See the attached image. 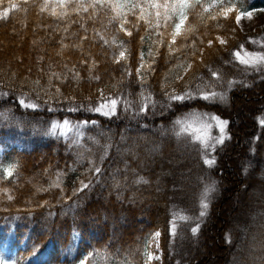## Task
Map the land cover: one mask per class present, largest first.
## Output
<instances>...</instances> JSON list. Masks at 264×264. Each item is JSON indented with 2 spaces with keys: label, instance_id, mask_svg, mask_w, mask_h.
<instances>
[{
  "label": "trees",
  "instance_id": "obj_1",
  "mask_svg": "<svg viewBox=\"0 0 264 264\" xmlns=\"http://www.w3.org/2000/svg\"><path fill=\"white\" fill-rule=\"evenodd\" d=\"M79 2L0 0V259L264 264V66L234 55L264 51L253 42L264 25L236 22L264 0H199L174 43L178 17L157 26L165 10L148 5L176 0H119L138 5L119 10L125 30L109 3L83 0L85 11ZM104 95L117 100L115 114L90 111ZM191 111L227 121L211 166L176 128ZM63 120L85 124L79 138L47 134ZM156 246L160 258L147 260Z\"/></svg>",
  "mask_w": 264,
  "mask_h": 264
},
{
  "label": "snow or ice",
  "instance_id": "obj_2",
  "mask_svg": "<svg viewBox=\"0 0 264 264\" xmlns=\"http://www.w3.org/2000/svg\"><path fill=\"white\" fill-rule=\"evenodd\" d=\"M199 0H195V2H189V0H176V2L174 3H165L163 5L160 4H149L148 7H155L157 9L163 8L165 11L163 13V16L161 14V12L158 10L156 12V17H157V26H159V21L161 18H163L165 26H170L169 25V21L171 20L172 16H176L178 17V20L176 22H174L171 26L173 27V31L171 32V38H172V43L175 42V39L178 35L181 34V30H182V26L185 24V21L187 20V13L186 10L189 8H194L196 6V3H198ZM104 3H109V6L113 9L117 11V15L112 17L113 20L119 19L121 21V30H125L124 29V24L127 23L126 18L121 15V12L119 11L120 9H123L124 7H129L130 10L135 9L136 7H138V5L136 4H132V5H127V4H123L120 3L119 0H93L92 3H90L88 5V7H91L93 9L96 8V5L99 4L101 6H103ZM64 6L63 0H61V7ZM11 7H15L14 5ZM77 8H83L85 11H87V8H85V5L83 3V0H80L79 3L76 4ZM227 11H232V9H227L225 11V16L227 15ZM141 12H143V8H141ZM53 14L55 15V13L53 12ZM247 15L249 18H251V12L245 10L244 12H241L240 14H238L236 16V22L239 23L241 16L243 15ZM8 15V9H5L3 12H0V17H7ZM139 19H143V15H141L140 17H138ZM213 19H215V17H212ZM128 35H131V32L129 31L127 33ZM220 39V38H218ZM256 42V41H253ZM212 42L209 41V44H211ZM220 43L221 44H225L226 40L224 39H220ZM171 50V47H170ZM235 58L238 59L240 61V63L245 64V65H252V66H257V65H264V55L261 54H257V53H249L246 52L244 54V56H241V53L239 51H237L235 54ZM125 57V52L124 51H120L119 53V58H124ZM118 58V59H119ZM213 76H216L217 73L216 72H212ZM98 79V77H97ZM217 96L216 93H212L211 95L205 94L203 96L204 99H210V98H215ZM191 97V93H184L183 95L180 94H169V99L171 100H177V101H183L186 98ZM221 98H223L222 94H221ZM147 99V98H146ZM19 104L22 105L25 108H36L37 105L31 102L26 103L24 98H21L19 100ZM116 105H117V100L116 99H111L110 101V106L107 107V110L105 111V107L106 105L101 104L99 107H96L95 109H93L96 112H102L103 115H113L115 114V110H116ZM148 105L145 103L142 105V107L140 108L141 112H144L147 110ZM76 109H69V111H75ZM211 119L216 120L218 125H219V130L220 133L223 134L227 121H223V120H219L218 117H211ZM87 123V122H85ZM177 123H182L181 121H178ZM190 126V125H189ZM63 127L65 129H67L69 127V122L68 121H64L63 122ZM212 126L210 124H206L204 125V127L202 129H197V132H200V135H197L194 137V139L196 140H200L203 143V146L205 148L209 147V139L210 137L207 134V131L205 129H210ZM57 128V125H52V130L55 131V129ZM225 137L223 135H220L218 137L214 138V141L216 144H222L224 141ZM205 163H207L208 165H212L214 163L213 160L211 159H207L205 160ZM94 171L96 173L100 172L99 168H95ZM8 175H11V169L8 170ZM84 188L88 187L87 184L83 185ZM207 202H206V198L205 201L202 204V207L204 209L207 208ZM201 216L205 215L204 211H201L200 213ZM173 232H175V228H173ZM192 232L196 233L197 232V228H192ZM156 236H159V233L155 234ZM147 248V245H146ZM145 257L147 260H151L153 259L152 255L145 251ZM0 264H5V261L3 259H0ZM81 264H84V262L82 261Z\"/></svg>",
  "mask_w": 264,
  "mask_h": 264
},
{
  "label": "rangeland",
  "instance_id": "obj_3",
  "mask_svg": "<svg viewBox=\"0 0 264 264\" xmlns=\"http://www.w3.org/2000/svg\"><path fill=\"white\" fill-rule=\"evenodd\" d=\"M251 12V18H249L246 14L241 16V19L239 21V26L242 28V30L248 31L251 29H254L257 26L264 25V8H258V9H253L250 10ZM257 45H263L264 46V36L260 37L258 40L255 42ZM241 53V56H244L246 52L249 53H257L264 55V51H245L241 50L239 51ZM238 60V59H237ZM239 61V60H238ZM252 66V65H248ZM259 66H264V65H257L253 67H259ZM112 98H109V96L104 95L103 101H101L99 104L95 105L90 109L92 113H96L99 115H103L102 112H96L93 109L96 107H99L101 104L106 105L105 111L107 110V107L110 106V101ZM117 108V105H116ZM116 112V110H115ZM109 116V115H108ZM218 117L219 120L226 121L224 119H221L219 116L213 114V113H207V112H202V111H191L180 118L177 119L176 121V128L178 131H180L183 135H186L192 142L196 143L201 151V154L205 160L211 159L213 157V151L216 147L220 146L221 144H216L214 141L215 137H218L220 135H223L225 138H227V124L224 130V133L221 134L219 130V125L216 120L211 119V117ZM68 121V120H63V121H54L51 123L49 128L46 130L47 134L51 136H56V137H61V138H79L80 133H81V128L85 125L83 122H78L76 124L69 122V127L65 129L63 127V122ZM178 121H181L182 123H177ZM57 125V128L55 131L52 130V125ZM210 124L212 127L210 129H205L207 131L208 136L210 137L208 143L209 147L205 148L203 146V143L200 140L194 139L195 136L200 135V132H197V129H202L204 125ZM190 125V126H189ZM225 140V139H224ZM213 190V184L212 183H205L202 187V191L200 194V202L203 204L206 198V202L208 203L211 193ZM151 255L154 259L160 258V251L158 250L157 246L152 249ZM5 264H9L8 262H5Z\"/></svg>",
  "mask_w": 264,
  "mask_h": 264
}]
</instances>
